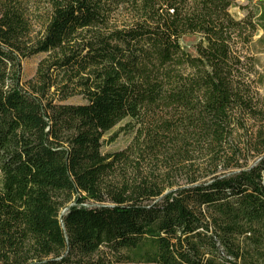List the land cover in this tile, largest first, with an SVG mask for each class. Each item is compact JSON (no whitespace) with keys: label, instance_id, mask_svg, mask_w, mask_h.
I'll use <instances>...</instances> for the list:
<instances>
[{"label":"trees","instance_id":"16d2710c","mask_svg":"<svg viewBox=\"0 0 264 264\" xmlns=\"http://www.w3.org/2000/svg\"><path fill=\"white\" fill-rule=\"evenodd\" d=\"M234 4L0 0V264H264V8Z\"/></svg>","mask_w":264,"mask_h":264},{"label":"rangeland","instance_id":"374dc122","mask_svg":"<svg viewBox=\"0 0 264 264\" xmlns=\"http://www.w3.org/2000/svg\"><path fill=\"white\" fill-rule=\"evenodd\" d=\"M234 6L230 9L231 15L240 20L246 17L247 14L250 13V15H254L256 13V16L258 15V10L260 8H264V0H234ZM123 17V16H122ZM122 20V18L120 19ZM264 35V32L262 30H259L256 34V37L253 40V44L251 46L250 54L254 55L256 59L259 60V65L257 66L256 70L259 71L261 76L264 78V40L261 42L259 41ZM201 38L197 35H188L183 37L180 40V46L181 48L191 56H197L196 47L200 43ZM44 58V55H39L34 58L28 59L23 61L22 63V75L24 81L32 79L37 70L38 63L41 59ZM260 93H256L255 99L260 101L261 106L264 105V89L261 88ZM70 103H82L80 99H73L70 100ZM245 126L246 131L248 132H256L257 127H259V123L255 120L248 119V117H245ZM133 123H131L129 120L121 123L116 128H114L110 133H108L105 137V142L103 146V152H113V151H121L126 149L133 141ZM247 134V133H246ZM245 131L238 132L237 139V145L240 149H243L244 144H246L247 138ZM246 135V136H245ZM114 139L113 142H111V139ZM240 141V142H239ZM243 152V150H242ZM175 150H172L170 153L171 158L174 160V163H179V158L174 156ZM210 154L204 151L198 150L195 154H192V160L195 162L197 167H203L205 166L206 162L209 159ZM259 160V157H257L256 154H248L247 151L243 153V156L240 158L241 165H247L246 169H249L257 164ZM172 162V163H173ZM180 164V163H179ZM195 166V167H196ZM230 171L236 172L237 169H230V170H220V172L228 173ZM181 182V180H178Z\"/></svg>","mask_w":264,"mask_h":264}]
</instances>
